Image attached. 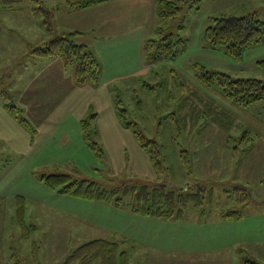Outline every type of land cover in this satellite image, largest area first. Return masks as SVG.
<instances>
[{
	"label": "rangeland",
	"instance_id": "1",
	"mask_svg": "<svg viewBox=\"0 0 264 264\" xmlns=\"http://www.w3.org/2000/svg\"><path fill=\"white\" fill-rule=\"evenodd\" d=\"M18 4L0 9V264H63L91 240H126L108 238L95 227L100 217L84 205L88 200L48 188L41 177L54 172L98 182L138 179L189 192L202 186L203 206L220 215L238 206L237 188L245 187L252 203L242 208L235 237L249 238L238 248V262L264 264L263 104L239 107L224 98L219 87H208L197 78L204 67L233 79L264 81L258 64L264 61V42L236 58L223 47H211L205 37L206 29L222 16L255 12L264 22V0H203L183 6L176 19L161 21L158 15L154 22L146 5L129 7V18L123 25L109 24L111 30L104 25L103 8L83 16L51 12L54 35L68 34L83 17L90 21L84 30L93 25L97 29L76 38L91 47L102 71L97 84L83 86L76 66L60 57H21L26 46L43 47L41 43L54 36H48L45 19L32 0ZM54 4L50 2V8ZM121 12L116 9L112 18ZM159 27L165 29L161 35ZM169 32L176 55L151 63L144 46ZM5 91L12 92V102L24 110L31 129L5 111ZM118 99L127 120L146 140L158 144L161 174L134 132L120 121ZM84 120L97 131L93 139L103 155L89 145ZM193 205L187 216L198 214ZM121 209L133 213L128 207ZM119 247L127 249L130 264H136L131 245Z\"/></svg>",
	"mask_w": 264,
	"mask_h": 264
},
{
	"label": "trees",
	"instance_id": "2",
	"mask_svg": "<svg viewBox=\"0 0 264 264\" xmlns=\"http://www.w3.org/2000/svg\"><path fill=\"white\" fill-rule=\"evenodd\" d=\"M38 8L41 16L45 19L49 33L54 36L45 46L32 49L39 57L52 58L63 57L65 63L76 66V77L78 83L83 86L87 83L97 84L101 76V66L92 51L85 43L76 40L84 33L71 31L68 34L54 35L51 24V12L83 11L111 0H32ZM203 0H158V15L161 21L176 19L181 15L183 6H191ZM55 4L50 8L49 3ZM20 0H0V8L13 9L17 7ZM159 34L165 31L159 27ZM205 37L211 47H223L234 57L240 58L243 52L250 46L264 42V22L257 14L250 13L242 17L222 16L214 20V25L205 31ZM175 43L173 34L169 32L160 41L149 40L144 52L151 63L168 59L175 56ZM264 70V61L258 62ZM197 78L208 87H219L224 98L233 101L239 107H246L256 103H262L264 107V81L256 78L233 79L230 75L212 72L204 67L198 69ZM3 92H1L2 95ZM4 95V108L28 128H32L30 122L22 116L20 109L12 102V97L6 91ZM12 102V103H11ZM121 101H117V109L122 124L131 129L142 149L148 153L156 171L161 174V162L158 157L159 147L156 142L146 140L135 128V123L127 120L126 110L122 109ZM96 116V115H95ZM135 126V127H134ZM83 130L89 145L103 155L100 145L94 141L96 132L92 129L88 120L83 121ZM157 151H156V148ZM42 182L50 189L58 191L61 195H67L88 201L106 203L116 208L128 207L134 214L148 217L162 218L167 220H183L187 216L189 204L197 210L201 218H208L211 213L204 205V188L197 187L192 192L180 187L168 188L166 184L152 183L138 179L109 178L98 182L89 178L54 172L41 177ZM239 188V187H238ZM237 188L239 195L235 200L238 206L221 213L225 220L238 221L243 217L244 207L252 203L251 195L245 187ZM243 191V193L241 191ZM201 205V207H197ZM192 208V209H193ZM22 209V208H21ZM20 213L22 211L20 210ZM25 229L26 223L20 220ZM127 243L113 240L95 239L74 250L63 264H130L126 251L120 250V244ZM245 264H260L257 261L245 260Z\"/></svg>",
	"mask_w": 264,
	"mask_h": 264
},
{
	"label": "crops",
	"instance_id": "3",
	"mask_svg": "<svg viewBox=\"0 0 264 264\" xmlns=\"http://www.w3.org/2000/svg\"><path fill=\"white\" fill-rule=\"evenodd\" d=\"M157 3L158 0H111L86 9L83 12H70V14L76 15L75 13H81L77 15H89L86 12L103 8L104 25H107V30H111L112 28L108 27L109 24L123 25L122 21L129 18L127 15L130 12L129 7H144L146 5L145 11L152 17L153 22L156 21L158 18ZM118 6H121V8H117ZM116 9L123 10V12L114 19L112 16ZM67 13L69 15L68 11ZM79 20H81V23H73L69 27V31L83 32L84 34L80 36L82 39L89 34L88 32L97 30L94 25H90L92 26L90 31L88 28L84 30L87 22L90 21L84 17ZM117 20L118 22H115ZM11 32L14 34V31ZM50 35L49 33L48 36ZM46 42L47 39L41 44L45 46ZM82 42L85 43V41ZM144 44L145 38L143 36L141 45ZM16 46H19V43L13 45L12 48ZM28 46L22 52V58L29 55L41 58L32 53V49H30L32 48V44ZM38 46L37 48H39ZM60 58L64 60L63 57ZM45 59L52 60L55 57ZM10 95L12 97V94ZM13 98L15 99V97ZM5 111L7 110L5 109ZM83 203L99 215L100 220H96L95 227L100 229V232L103 231L102 234L104 236L108 238L123 236L126 238L127 243L125 245H131L134 257L137 258L136 264H175L174 261L184 264H239L238 248L239 246H243V242H247L249 238V235L243 237L244 239H241L240 236L238 238L235 237L237 231L236 223L239 220H225L220 214L216 213L211 214L212 216L209 218H201L199 214H195L186 216L183 220L172 221L131 212L128 213L121 208L97 201ZM124 251H126L129 259L128 250L124 249Z\"/></svg>",
	"mask_w": 264,
	"mask_h": 264
}]
</instances>
